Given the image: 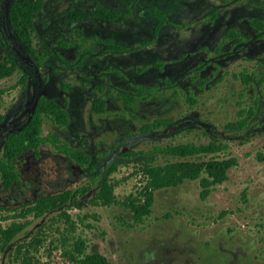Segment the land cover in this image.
Instances as JSON below:
<instances>
[{"label":"flooded vegetation","instance_id":"obj_1","mask_svg":"<svg viewBox=\"0 0 264 264\" xmlns=\"http://www.w3.org/2000/svg\"><path fill=\"white\" fill-rule=\"evenodd\" d=\"M12 1L0 0L3 3V14L0 11V44L3 46L11 43L9 39L6 40L8 34L11 38L13 36L19 39L7 21L6 13ZM123 1L125 9L118 10L121 14L117 19L104 20L93 16L91 10L100 6L99 2L89 10L79 7L71 13L69 21H72L74 13L86 10L89 12L88 18L91 17L106 25L103 32L107 33L103 36L90 35L81 29L83 37L77 36L82 40V43H78L80 44L78 47L82 50L79 51L76 61L65 60L63 54L57 51L45 52L46 59L39 66L37 53L35 55L22 43L24 48L35 56L39 68L48 61L52 62L53 66L45 69L40 75L41 79L36 80L34 84H31L32 75L27 73L28 82L22 91L20 101L8 107L9 109L2 116L12 120L28 111L29 107L32 108L36 101L44 97L65 108L69 114L67 126L72 125V106L75 100L79 101V104L90 100L92 111L98 116L131 117L142 122L129 113L126 117L120 115L126 113L120 106V98L122 99L123 94H130L135 100H148L157 92L165 95L170 92L177 99L184 98L188 106L187 110H179L180 120L176 117H160L145 123L152 127L158 120H171L170 124L157 128L164 130L163 132L169 135L168 138L177 139L183 129L190 133H200L206 135L208 141L204 143L202 141L204 137L200 136L198 140L202 143L199 144L197 141L193 143L197 145L216 143L222 148V152L219 153L221 154L230 149L231 144L235 142L234 138L239 139L240 146H245L252 143L254 136L264 133V0H178L174 18H169L165 10H159L164 16L157 15L159 22L151 32V38L148 39L141 28L126 23V20L134 22L136 19L134 10L137 0H132L129 6L126 5L127 0ZM128 11L130 13L126 15ZM2 17L5 19V25ZM170 22L178 26L174 31L181 30L187 36L182 42L180 41L181 46L186 47L185 50L182 48L180 53L185 52V54L179 56L180 59L172 61L171 57H167V53L163 54L165 51L161 48L164 45L156 43L160 49L158 50L160 58L153 69L158 71L157 77L161 84L147 87L133 77L135 72L141 77L146 76V72L150 70L136 59V55L153 51L151 46H155L154 42H157V39L162 42L164 37L166 40L169 37L173 38L175 36L171 32L173 27L170 30L164 27ZM124 30H127L131 36L126 45L118 41ZM110 33L112 35L115 33L116 36ZM133 35L137 38H132ZM179 37L180 34L176 35V38ZM53 55H56L57 59H52ZM129 55L134 56L133 60L128 57ZM88 60L92 63L89 64ZM236 68L241 70L238 71ZM66 77L70 79L69 82L65 81ZM123 85L125 87H122ZM128 86L134 88L133 91L125 90ZM141 87L152 90L140 92ZM114 99H118L119 104L117 103V110L113 112L110 106ZM100 100L107 103L104 111H99L95 107L96 102ZM177 127H181L182 130H177ZM49 134L61 139L54 132L45 133V135ZM59 154L64 153L59 152ZM90 159L88 163L77 165L79 174L85 167L91 166L93 155H90ZM256 159L258 163L252 168L253 173L246 171L243 165H240L238 158H224L221 160L231 162L224 179L202 175L199 179H186L176 187L158 190L185 188L188 183H193L197 187L196 190L190 191L194 199L192 197L186 199L185 194H180L176 203L172 205L169 204L170 198L166 196L162 215L155 216L146 229L155 224L164 227L169 223L178 222V227L185 229L187 234L191 229H197L200 233L199 238L205 237V240H211L205 242L207 246L218 247L216 256L221 259V263L213 258L209 264H247V256L252 253L250 251L247 253L249 240L252 243L258 240V236L249 227L264 221V154L257 152ZM238 167L240 169L237 171ZM19 172L22 179L20 169ZM103 173L102 170L96 175L82 173V180L76 188L68 189L73 192L74 197L69 199L66 205L76 197L82 199L92 190L95 192L93 196L89 195L90 207L107 208L115 205L116 203L103 205L101 200L96 201L104 180L110 179L111 176L109 173L103 176ZM132 213V220L135 223L145 225V221L150 219L152 214L154 215V210L152 207L151 212L142 218H137L133 211Z\"/></svg>","mask_w":264,"mask_h":264},{"label":"rangeland","instance_id":"obj_2","mask_svg":"<svg viewBox=\"0 0 264 264\" xmlns=\"http://www.w3.org/2000/svg\"><path fill=\"white\" fill-rule=\"evenodd\" d=\"M96 2H99L100 6L116 11L125 9L123 0H46L45 9L40 14L37 23L34 42L37 55L57 51L63 54L65 60L73 62L78 60L77 55L82 50L78 47L80 45L78 43H82V40L74 30L83 29L90 35H107L103 32L106 25L91 17L69 21V16L75 9L80 7L89 10ZM177 2L178 0H137L134 10L136 19L134 22L126 20V23L135 28H141L146 33V38H151V32L159 22L157 19L159 10H165L168 17L172 19ZM0 9L3 14L2 2H0ZM2 21L5 25L3 17ZM164 27L166 30L173 27L171 32L175 36L169 37L167 40L164 37V42H159L157 39V42H154L155 46H151L153 51L136 55V59H139L150 70L146 72V76L142 75L141 77L135 72L133 77L147 87L161 84L157 77L158 71L153 69L155 68L154 64L160 58V53H158L160 49L156 43L164 45L161 48L162 51H165L163 54L167 53V57H171L169 59L172 61L180 59L179 56L185 54V52L180 53L182 48L186 49L181 46L182 43L180 44V41L182 42L183 38L187 37L183 34L184 32L174 31L178 26L173 22ZM179 34L180 37L176 38V35ZM113 35L116 36L115 33ZM130 38L129 32L124 30L118 41L126 45ZM132 38L135 39L137 36L133 35ZM7 39L11 41L10 45L0 44V61L15 59L19 63V69L11 77L0 79V117L6 113L8 107L20 101L26 85L20 84L24 73L32 75L31 84H34L36 80L41 79L40 75L45 69L53 66L52 62L48 61L42 68H39L36 65L35 56L24 48L19 39H15L13 36L11 38L9 34L6 35ZM75 41L77 43H74ZM156 48L157 52H155ZM128 57L133 60L134 56L129 55ZM51 58L57 59V56L53 55ZM87 62L92 63L91 60ZM236 70L240 71L241 69L236 68ZM65 81L69 82L70 79L66 77ZM133 89L131 86L125 88L129 92ZM125 96L128 95L125 94ZM120 100L121 109L126 111L120 115L126 117L129 113L142 122L133 120L131 117L98 116L92 111L90 100L84 104L83 102L79 104V101L76 100L73 102L71 126L60 129L56 125L53 126L52 122H46L45 133L54 132L61 138L62 143H69L71 147L81 150L87 156L93 155L91 166L85 167L79 174L77 169L79 163L72 157L59 154L56 148L47 144L39 148L38 151L23 152L17 158L18 167L22 172L21 182L12 188H7L0 181V218L9 213L5 212L3 208H16L38 198L75 189L82 180V173L83 175H96L101 170L102 173L104 172L103 176L107 173L111 174L110 179L116 184L115 195L119 203L107 208L90 207L88 205L89 200L91 201L89 195L93 196L95 192L92 190L82 199L76 197L62 209L46 214L37 220L33 216H29L24 219L31 223L26 230L27 233L25 232L10 250H4L0 240V264H73L68 255L79 237L86 240L89 251L104 254L113 264H209L213 258L221 263V259L216 256L218 247L207 246L205 242H211V240H205V237L199 238L200 233L197 229H191L187 234L185 229L178 227V222L169 223L164 227L155 224L146 229L155 216L162 215L166 196L170 198L169 204L172 205L176 203L180 194H185L188 199L187 197L193 196L190 191L197 188L195 184L188 183L185 188H173L170 191H157L153 206L154 215L152 214L151 218L145 221V225H143L144 223H135L132 220V210L124 204L125 201H131V197H136L146 185V179L141 173L140 167L154 157L149 153L154 150L156 145L167 146L194 141L201 144V140H198L200 136L204 137L202 139L204 143L208 141L206 135L190 133L185 129L177 139L168 138L169 135L163 132L164 130L156 128L149 133H142V128L148 121L152 122L160 117H176L177 120H180L178 118L179 110L188 108L185 99H177L170 92L166 95L157 92L152 95L151 99H136L133 105L124 103L121 98ZM117 103L119 104L118 99L111 102L110 107L113 112L117 110ZM178 129L181 127H177ZM234 139L235 142L231 144L230 149L225 153L218 154L217 158H238L240 165H243L246 171L253 173L252 168L258 163L256 153L264 154V133L254 136L252 143L245 146H240L239 139ZM85 148L87 149L85 150ZM128 151H132L134 154L128 157L123 156ZM166 159V156L160 155L157 156L156 162L165 163ZM206 160H209V157ZM116 163L119 165L114 168ZM239 169L240 167L236 170ZM237 189H235L236 193ZM222 192L221 190L220 193ZM192 198L194 199V197ZM65 209L70 214V219L63 216ZM249 229L255 232L258 240L254 243L249 240L250 247L248 246L247 253L249 251L252 253L247 256V264H264V221L261 224L252 225ZM165 233L171 234L166 235ZM243 248L245 249V247ZM226 249L231 248L226 247ZM256 256H258L257 259Z\"/></svg>","mask_w":264,"mask_h":264},{"label":"trees","instance_id":"obj_3","mask_svg":"<svg viewBox=\"0 0 264 264\" xmlns=\"http://www.w3.org/2000/svg\"><path fill=\"white\" fill-rule=\"evenodd\" d=\"M132 0H127V6ZM46 6V0H13L7 9V21L9 27L22 43L35 55L34 42L36 38L38 17ZM130 11L127 12L128 15ZM93 16L104 20L117 19L121 11H116L103 6H97L91 10ZM158 16H164L159 11ZM89 17V12L80 10L72 16V21L84 20ZM163 19L161 20V23ZM78 36L83 37L80 30H74ZM41 66L45 55H36ZM19 69V63L15 59L0 62V79L11 77ZM28 81V75L23 74L20 84L25 85ZM140 92L151 91V88L141 87ZM122 96L124 103L132 105L135 99L130 95ZM106 101L96 102L95 107L99 111L106 109ZM46 122H52L59 127H65L69 123V114L60 104L53 100L41 98L36 101L32 108L22 113L18 117L7 120L5 116L0 117V181L8 188L13 187L21 180L18 169L17 158L25 151H38L44 144H49L57 151L69 155L78 163H88L90 156L81 151L71 148L67 143H62L61 139L53 134L45 135ZM171 120H158L151 127L145 124L142 128L143 134L149 133L152 128L170 124ZM222 148L216 143L210 145H197L193 142L181 144H169L167 146H157L149 155L151 159L141 165L140 171L146 179V185L136 197H131V201H125L135 213L137 218H142L151 212L155 202V194L158 190L176 187L186 179H199L202 175H211L217 179L226 177L227 169L231 162L218 159V154ZM132 151L126 152L123 156H131ZM167 157L165 163H157V156ZM209 157V160L206 158ZM119 163H116V168ZM116 184L111 179H105L97 195V199L102 201L103 205L119 203L115 195ZM74 194L72 191H63L43 198L35 199L28 204L18 208H3L9 212L7 216L0 218V240L3 243L4 250H10L16 241L26 232L31 223L24 219L33 216L39 219L46 214L53 213L62 209ZM135 199V200H134ZM138 202V204H136ZM98 203V202H96ZM14 212V213H13ZM13 213V214H12ZM63 216L68 219L70 214L65 209ZM7 222L6 224L1 223ZM17 246V245H16ZM15 252V250H14ZM69 258L73 264H111L104 254L88 250L87 242L79 237L74 242V247L69 253Z\"/></svg>","mask_w":264,"mask_h":264}]
</instances>
